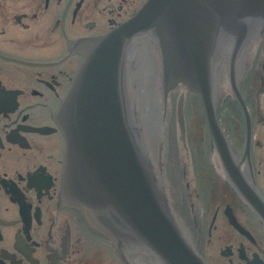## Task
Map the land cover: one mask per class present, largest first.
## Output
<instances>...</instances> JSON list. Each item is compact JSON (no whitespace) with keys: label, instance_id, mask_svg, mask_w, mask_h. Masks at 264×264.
Segmentation results:
<instances>
[{"label":"flooded vegetation","instance_id":"1","mask_svg":"<svg viewBox=\"0 0 264 264\" xmlns=\"http://www.w3.org/2000/svg\"><path fill=\"white\" fill-rule=\"evenodd\" d=\"M146 1L0 0V264L86 262V240L100 235L61 201L57 114L83 58L77 43L117 29ZM125 53L129 102L169 197L179 175L195 250L206 264H264V17L237 50L211 58L223 157L202 95L178 83L164 96L151 34L132 35Z\"/></svg>","mask_w":264,"mask_h":264},{"label":"water","instance_id":"2","mask_svg":"<svg viewBox=\"0 0 264 264\" xmlns=\"http://www.w3.org/2000/svg\"><path fill=\"white\" fill-rule=\"evenodd\" d=\"M263 17L264 0H147L117 29L75 46L83 58L57 114L65 141L61 201L80 210L124 263L205 264L169 206L139 111L129 102L124 70L130 37L146 31L157 44L164 96L178 83L202 95L223 157L228 150L212 109L211 58L237 50ZM178 118L183 128L181 101Z\"/></svg>","mask_w":264,"mask_h":264},{"label":"rangeland","instance_id":"3","mask_svg":"<svg viewBox=\"0 0 264 264\" xmlns=\"http://www.w3.org/2000/svg\"><path fill=\"white\" fill-rule=\"evenodd\" d=\"M175 178V185L173 187L174 191L171 193V197L168 196L169 199V206L179 224V226L183 227L184 233L189 241L194 246V239L189 234L192 231L193 225L191 223L192 216L186 214L187 208L182 206L179 203L180 199V186L181 182L179 179V175H174ZM162 180V179H161ZM164 181V180H163ZM182 199V198H181ZM98 238L87 239L83 249L84 254L86 255V262L84 264H126L124 261L119 257V255L115 256L113 249L106 245V242L110 245L104 237L97 236ZM195 247V246H194Z\"/></svg>","mask_w":264,"mask_h":264}]
</instances>
